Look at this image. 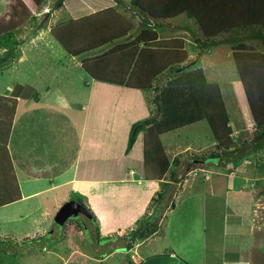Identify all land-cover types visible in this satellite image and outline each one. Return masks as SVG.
Listing matches in <instances>:
<instances>
[{
  "label": "crops",
  "instance_id": "1",
  "mask_svg": "<svg viewBox=\"0 0 264 264\" xmlns=\"http://www.w3.org/2000/svg\"><path fill=\"white\" fill-rule=\"evenodd\" d=\"M28 1L30 5L38 8H36L37 11L42 8V11L45 12L46 0ZM65 2H62L59 8L56 7L57 2L53 5L56 13L47 11L51 18L47 26L48 34H50L51 26L56 23L85 18L108 8L113 9L116 14L130 22L131 29L124 37L117 39L119 41L122 38H127V40L119 43L115 41L111 47L100 55L116 46L129 43L140 33L144 26L134 11L129 10L130 13H128L121 10L119 8L121 4H117L113 0H109L98 9H92L83 15L73 17L62 11H67ZM83 4L90 3L83 2ZM91 4L95 5L94 2H91ZM62 12H64L63 15L66 18L56 19L57 14ZM123 12H126L129 16ZM131 14L134 16L131 17ZM134 17H136V20H134ZM10 18L11 16H8V21ZM178 18L169 21L165 27H162L167 31L158 32V39L181 38L184 41V50L188 55L187 57L191 60L194 53H197L196 51L193 52L195 48H198L194 38L198 36L199 32L195 25L196 29L194 31L187 26V23L176 21ZM133 30H135V35L132 36L130 33ZM234 34L228 35L229 39H225L227 43L222 44L228 47V55L230 54L231 57L232 46L236 44L257 48L260 51L264 50V44L261 43L259 33L240 31V34ZM192 37L194 38L191 39ZM32 39L33 37L20 48L18 54L22 53V56L18 58V61L24 60L22 50L35 48L31 46ZM258 44H262L263 47L258 48ZM87 58H83L78 66L81 67V62ZM143 60L144 68L146 64L145 57H143ZM193 62L195 64L189 67L190 71L201 69L206 78L207 66L205 65L206 68L204 66L200 67L196 64V61L190 63ZM214 78H206V80L208 83L213 84L208 79ZM171 79L172 75L164 72L155 81L151 82V88L146 92L92 80V83H86L78 92L74 88H60L59 86L62 85L58 77L56 76L55 83L53 76H51V78H48L50 82L45 87L44 93L35 91L32 94H27L24 90L18 91L16 94L10 92V98L6 99L14 103L15 113L5 143V150L8 153L14 172L19 200L0 206L1 210L16 205V210L13 209L12 212H9L15 213L12 217L6 211L2 213L0 217L3 224L17 223L32 218L33 224L36 226L42 225L41 218L34 217V215L44 213L40 209L44 204L43 201H47L46 205L49 203L48 201H52V206L59 208L66 200L59 202L58 194L66 197L78 195L82 198L83 204L94 214L99 225L100 238L110 237L108 233H113L114 230L117 235H123L126 229L131 230L140 217L153 209V201L159 200L162 192L169 188L168 199L163 200L158 207L159 216L161 217L157 216L154 220L155 222L159 221V230L146 241L136 244L129 252V259L132 264H264V211L258 209L247 213L245 210L241 211L237 208L230 210L227 204L221 212L211 211L207 207H183L179 211L174 207L172 200L178 196L175 193H179L180 188L185 183L192 187L196 178H200L204 183H207V181H212L214 184L221 183L222 196L227 201L230 194L236 197L248 194L260 200L264 199V184L261 183L264 182V138L262 141H257L256 137L254 138L256 140L253 141V150L258 158L253 161L248 160L247 164H245V156L250 148L245 145L239 149L236 148V153L232 156H224V158H220L215 162L201 163L190 161L186 156H181L190 151L201 152L213 149L212 147L215 146L211 131L204 121L197 123L204 124L207 129L201 133H197L193 129V134H209L212 138V143L209 144L200 146L195 144L192 148L188 145L182 148L175 141L177 137L175 131L163 134L160 136V141L170 160V167L162 178L157 180H146L143 176L144 131L138 134L134 145L127 150L126 145L131 127L135 123L150 117L152 113V111L150 112L152 109L150 96L155 94V88L166 85ZM114 91L127 95L124 98L125 103L128 101L126 109L121 111L118 117L116 108H107L103 110L107 114L101 116L100 106L101 102L107 97L105 93H113ZM149 91L151 93H148ZM91 100L95 102L93 106V115L95 116H93L92 127L89 129L92 136L86 138V119H88L86 114L89 112ZM46 102L48 104L43 106L48 112L44 113L46 110L42 112L44 115L35 116L34 113L28 112L26 118L21 112L23 106H26L28 110L30 108L33 110V106L42 105ZM50 103H55V106L50 105ZM53 110H57V112ZM62 110H67L68 115L65 116L61 113ZM249 122V124L237 127L234 130L232 128L234 124L229 119V126L233 131L231 139L232 136L240 135L238 133L239 129V132H243V135L247 130H254L252 118ZM102 125H105V128H102ZM118 127H122V133L127 134L124 142L125 149H123L122 154L132 157V153L138 146V163L136 165L130 163L125 166L124 174L119 178L112 176L111 171L115 169V163H110V160H108L111 147V151L115 152L113 141H115ZM37 132L40 133V136L36 135ZM34 136L36 138H33ZM21 140L28 141V146L22 149L16 147ZM151 142H154L153 139ZM247 145L249 146L250 143ZM84 154L86 159L82 161ZM175 158L177 159L176 165L171 166ZM250 164L255 166L257 173L247 174ZM219 165L223 168L222 170H220ZM156 167L158 166L150 165L151 170L153 168L152 171L157 173L158 169ZM2 177L3 175L0 179ZM102 186L105 187L102 188ZM212 187L210 186L211 191ZM0 194L5 195V192L0 190ZM169 204L171 207L168 206ZM219 213L223 215L221 223L218 222V217L214 216ZM171 216L172 225L167 228L166 222ZM41 229L37 228L35 235L27 239L43 237ZM222 237L225 241L223 244ZM118 240L112 239L110 241V239H106L102 241L96 238L95 227H93L88 244H92L95 250L102 248L101 251L97 250L99 257H90L89 254L88 258L72 249L73 251L68 250L67 260L62 264H88L87 260L106 264L108 260L116 256V264H127V253L124 251L125 244L121 240L119 245H114L111 250L107 251L105 249V246L116 244ZM78 241L82 243L81 239H78L74 240L73 243L70 240L69 244L75 245ZM158 241H165L167 246L155 253L138 249L141 245L151 246ZM53 242L46 243L45 238H43L30 242L28 245L32 246V249H30L31 254L36 256L38 251L48 253V245ZM211 243H214L215 247L211 246ZM33 249H35L34 252ZM73 256H76V261H71Z\"/></svg>",
  "mask_w": 264,
  "mask_h": 264
},
{
  "label": "trees",
  "instance_id": "2",
  "mask_svg": "<svg viewBox=\"0 0 264 264\" xmlns=\"http://www.w3.org/2000/svg\"><path fill=\"white\" fill-rule=\"evenodd\" d=\"M57 1L56 7L59 8L63 0ZM113 1L134 11L144 26L129 43L116 46L102 55L84 59L81 62L84 73L91 80L142 91L149 90L151 82L164 72L172 75L166 85L155 88L151 99L153 109L150 117L135 123L129 131L127 150L134 145L138 134L144 131V178L161 179L170 167V160L160 136L200 121L208 125L217 151L187 152L184 156L188 160L214 162L223 155L235 154L236 148L230 137L232 130L219 86L208 83L201 69L190 71L189 67L195 63L186 62L187 53L181 38L160 40L158 30L177 17L183 16L193 21L199 32L194 42L201 48L200 54L209 47L227 43L223 35L245 31L251 27H258L263 31L261 40L264 42V0ZM16 15L0 30V62L7 60L3 57L4 54L7 57L20 45L17 34L23 25V17L22 13ZM16 18H19L18 21H15ZM130 29L129 21L108 8L85 18L56 23L51 26L50 34L65 52L74 58L124 37ZM232 51L236 72L254 123L256 139L262 141L264 50L257 51L249 46L236 44L232 46ZM143 57L146 59L144 68ZM14 113V103L0 96V178L3 175L0 179V190L5 192V195L0 194V206L19 200L14 172L5 150ZM152 139L154 142H151ZM174 160L171 166L176 165L177 159ZM151 164L158 166L157 173L152 171L153 168L151 170ZM75 201L84 208L94 225L96 238L105 240L100 238L96 218L83 204L82 198L76 195ZM158 222L150 217L143 218L123 235L107 239L117 238L126 242L124 250L129 256L136 244L146 241L158 232ZM43 238L25 239L17 244L8 242L17 246ZM5 243L7 242L0 239V245ZM127 264H132L129 257Z\"/></svg>",
  "mask_w": 264,
  "mask_h": 264
},
{
  "label": "rangeland",
  "instance_id": "3",
  "mask_svg": "<svg viewBox=\"0 0 264 264\" xmlns=\"http://www.w3.org/2000/svg\"><path fill=\"white\" fill-rule=\"evenodd\" d=\"M34 1V0H33ZM47 3L45 6V12L42 11V8L37 11V7L30 5L28 0H0V30L3 29L7 23H8V16L14 17L17 16L16 14L22 13L23 21H22V27L17 36L19 37V40L21 41V45L13 50L7 57L5 54L3 57L7 60L0 62V96H3L5 98H10L11 93L16 94L18 91H25L27 94H32V92L40 91L39 93H44L45 87L49 84L50 80L48 81V78H51L53 76V79L56 83V76L58 77V80L60 81L62 86H59L60 88H74L78 92L81 91L82 87L85 86V84L92 83V80L84 73V71L79 67V62L83 58L87 57H94L98 56L101 53H103L105 50H107L109 47L113 45V43H109L97 50H94L92 52L86 53L84 55H81L79 57L72 58L70 55H68L65 50L59 45V43L53 39V37L48 34V21L51 19L50 15L47 14V11L50 13H56L55 8L53 5H55L57 0H46ZM66 1V2H65ZM130 1V0H125ZM65 2L66 10H62L70 16H80L85 14L87 11L92 9H98L101 6H104L109 0H63ZM83 2H89L90 4L84 5ZM91 2H94L95 5H92ZM33 6V7H32ZM37 8V9H36ZM119 8L123 11L129 12V8L124 7V5H119ZM64 12L57 14L56 19L59 18H66L64 16ZM123 12V13H126ZM127 14V13H126ZM31 18H29V17ZM127 16H129L127 14ZM133 17L134 15H130ZM17 19V20H16ZM15 21H18L19 18H16ZM134 20H136V17H134ZM176 21L187 23L190 29L195 31V24L191 20H187L185 17H179ZM44 25V27H43ZM170 30V29H168ZM244 30V29H243ZM36 31V32H35ZM164 31H167L165 28L159 29V33H162ZM245 33H260V35L263 36V31L258 27H251L250 29H247L244 31ZM240 34V31L236 32V34ZM234 34V33H233ZM36 35V36H34ZM130 35H135V30L131 31ZM162 35V34H161ZM228 35L232 34H225L223 35V39H229ZM235 35V34H234ZM32 39L31 46H34L33 49H25L22 50L23 52V58L24 60L18 61V58L22 56L21 54H18L20 52V48L25 45V43ZM192 37L191 39H193ZM195 39V38H194ZM262 39V38H261ZM127 38L119 40L117 43L126 41ZM261 43L264 44L263 40H261ZM262 44H258L257 47H263ZM197 45V44H196ZM198 48H195L193 52L194 56L191 60L187 57V63L189 64L191 61H196V64H198L200 67L206 68V78H214V79H208L209 82H212L213 84H217L220 89V93L222 96V99L225 103V109L229 115V119L232 121L234 126L232 127L234 130H236L237 127H243L247 124H249L251 120V115L249 114L250 111L248 110V104L242 89V85L240 83V80L238 78L234 60H233V51H232V57L229 54V49L225 45H216L209 47L205 52L199 53V50L201 48L197 45ZM255 49V48H254ZM257 51H260V49H257ZM1 52V50H0ZM188 56V55H187ZM69 84V85H67ZM30 87V88H29ZM105 87V86H101ZM108 89V88H107ZM84 90V88H83ZM146 92V91H144ZM148 93H151L150 91ZM107 97H105L104 101L101 102V116L104 114H107L104 109H113L116 108V113L119 117L121 114V111L126 109L127 102L125 103V99L127 95L125 93L121 92H113V93H105ZM149 95V94H148ZM154 94L150 96V103L151 99L153 98ZM68 97H70L68 95ZM50 99V97H49ZM48 101V97H47ZM89 107V112L86 114V138L89 136H92L91 131L89 130L92 127V121H93V106L94 101L91 100ZM46 103H42V105H36L30 108L29 110L26 108V106H23L21 109L22 114L27 118L28 112L34 113L35 116L38 115H44V113H47L48 110L45 109L43 106ZM50 105H54L55 103H50ZM152 105V103H151ZM153 109V105H152ZM150 110V112L152 111ZM46 110V111H45ZM45 111V112H44ZM56 111L57 110H53ZM44 112V113H42ZM65 116L68 115L67 110H62V112ZM119 121V120H118ZM189 127L185 126L183 128H180L178 130H175V136L176 142L183 148L184 146H188L192 148L197 144L198 146L202 144H209L212 143V138L209 134H193V129L197 133H201L207 129V127L204 124L195 123L192 125H188ZM102 128H105V125H102ZM122 127H118L116 135H115V141H113V144H115L114 151L112 150V147L110 148L109 153V159L110 163H115V169L111 171L112 176L114 177H122L124 174V167L128 164L132 163L136 165L138 163L137 160V151L138 146H136V150L132 153L131 156H126L123 153V149H125L124 142L127 138V134L122 133ZM190 129V130H189ZM64 130V129H62ZM65 131V130H64ZM239 136L235 135L232 136V142L234 143V147L239 149L241 146L245 145L250 148V151L247 152V155L245 156V160L247 164V161H253L254 159L258 158L256 154H254L253 150V141L256 137V131L255 127L254 130H247L244 135L243 132H239ZM233 132V131H231ZM37 136H40V133H36ZM231 137V136H230ZM33 138H36L35 136ZM140 139V138H139ZM197 139V140H196ZM28 141H23L16 145L19 149H22L26 146H28ZM250 143L248 146L247 144ZM213 149H208L212 151H217V148L215 146L212 147ZM207 151V150H205ZM201 152H194V153H202ZM19 152V151H17ZM107 152V151H105ZM113 152V153H112ZM92 153V152H91ZM189 153H193V151H190ZM124 155V156H123ZM185 153L182 154V157H184ZM168 156V155H167ZM227 157V155L221 156V158ZM88 158V157H87ZM86 159L85 154L82 158V161ZM215 162V161H214ZM187 166V165H186ZM220 170L223 168L220 167ZM250 169L247 171V174H253L254 172L257 173L258 171L255 170V166L252 164L249 165ZM259 170V167H258ZM191 177V176H190ZM264 184V182H261ZM194 185L192 187L188 186V183H185L182 188H180L179 193H175L178 195L176 198L174 197L173 205L176 209L179 211L183 207H189V208H199V207H207V209H211V211H218L221 212L224 210L225 205L227 204L228 208L230 210H234V208L245 210L248 212H253V210L264 211V199H257L254 196H249L248 194H243L239 196H235L230 194L228 201L224 199L221 183L214 184L212 181H207V183L200 178L194 179ZM214 186H213V185ZM210 186L212 187V191L210 190ZM105 186H102L104 188ZM168 191L169 188L162 192V196L159 200H154V207L151 211H148L145 213L142 217L139 218H147L150 217L151 220H155V217H161L159 216L160 212L158 211V207L162 203L163 200L168 199ZM211 192V193H210ZM58 197L60 198L59 202H69L74 201L76 199V195H72L69 197L63 196L58 194ZM47 198V197H46ZM44 200V199H42ZM44 204L40 207V209L44 213H39L38 216L41 218L42 225L36 226L33 224V220L31 219H24L23 221L14 222V223H5L1 221L0 217V239L3 241H6L2 248H0V264H62L64 261L67 260L68 250H77L79 253L90 257L95 256V258L99 257L98 251H101V249H96L92 244H88L90 233L93 231L94 225L89 220L87 214L83 211H77L73 217H71L67 222L66 225L62 228H60L59 233L54 232V242L48 245V253L46 252H36V256L32 255L30 252V249H32V246L23 243L22 245L19 244L15 246L17 243H21V241L32 238L35 233L37 232V228H42L41 232L44 235L46 233H50L53 229V220L57 213V211L60 209L58 207H53L51 202L43 201ZM171 207V205H168ZM16 210V205L11 206L9 208L1 209L0 210V216L3 212L6 211L9 216H13L15 213H9L12 212L11 210ZM89 209V208H88ZM8 211V212H7ZM210 211V212H211ZM46 216H45V215ZM218 217V222L221 223V220L223 218V215L221 213L214 215ZM247 217V215H246ZM4 221V219H3ZM167 228H170L172 225V216L171 218H168ZM96 224L98 225L97 221ZM99 227V225H98ZM111 227V226H108ZM217 228V225L215 226ZM113 228V227H111ZM57 231V230H56ZM129 229H126L125 233L128 232ZM114 230L113 233H108L110 237H115L117 233ZM103 235V234H101ZM108 236V235H107ZM121 236V235H118ZM94 237V236H93ZM45 238V237H44ZM109 238V237H108ZM16 239V240H14ZM81 239L82 243H79L78 241L75 245H70L73 243L74 240ZM102 239H107L102 237ZM117 240V238H115ZM71 240V243L69 244V241ZM112 238H110V241ZM15 244H11V242ZM32 241V240H31ZM104 241V240H102ZM119 241H117L116 244H111L105 246V249L111 250L114 245H119ZM222 244L224 241V238L222 237ZM35 242V241H32ZM66 242V243H65ZM68 242V244H67ZM106 242V241H105ZM103 242V243H105ZM123 244H127L126 242L122 241ZM30 244V242H29ZM231 244V243H230ZM100 245V244H99ZM151 245V244H150ZM167 246L165 241H158L153 243L151 246L141 245L138 249L139 250H145L148 251V253H155ZM211 246L215 247L214 243H211ZM35 249H33L34 252ZM72 250V251H73ZM98 250V251H97ZM125 251V250H124ZM123 251V252H124ZM32 252V253H33ZM102 254V253H101ZM117 257V256H116ZM116 257H112L106 264H116L115 261ZM129 256H127L128 258ZM230 257V256H229ZM76 256H73L71 258V261H76ZM88 264H101L99 262H91L87 260Z\"/></svg>",
  "mask_w": 264,
  "mask_h": 264
},
{
  "label": "water",
  "instance_id": "4",
  "mask_svg": "<svg viewBox=\"0 0 264 264\" xmlns=\"http://www.w3.org/2000/svg\"><path fill=\"white\" fill-rule=\"evenodd\" d=\"M84 208L77 201H69L64 203L57 211L53 220V229L50 233L45 235L46 243H50L54 240V232H58L63 225L75 215L77 211H83ZM85 212V210H84ZM86 213V212H85ZM57 230V231H56Z\"/></svg>",
  "mask_w": 264,
  "mask_h": 264
},
{
  "label": "flooded vegetation",
  "instance_id": "5",
  "mask_svg": "<svg viewBox=\"0 0 264 264\" xmlns=\"http://www.w3.org/2000/svg\"><path fill=\"white\" fill-rule=\"evenodd\" d=\"M65 224H66V223H65ZM65 224H64V225H65ZM64 225H63V227H64Z\"/></svg>",
  "mask_w": 264,
  "mask_h": 264
}]
</instances>
